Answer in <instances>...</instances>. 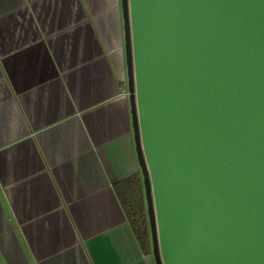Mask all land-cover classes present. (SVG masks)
Returning <instances> with one entry per match:
<instances>
[{
	"label": "crops",
	"instance_id": "crops-1",
	"mask_svg": "<svg viewBox=\"0 0 264 264\" xmlns=\"http://www.w3.org/2000/svg\"><path fill=\"white\" fill-rule=\"evenodd\" d=\"M120 7L0 0V264H155L125 206L142 177Z\"/></svg>",
	"mask_w": 264,
	"mask_h": 264
},
{
	"label": "water",
	"instance_id": "water-1",
	"mask_svg": "<svg viewBox=\"0 0 264 264\" xmlns=\"http://www.w3.org/2000/svg\"><path fill=\"white\" fill-rule=\"evenodd\" d=\"M155 264H264V0H120Z\"/></svg>",
	"mask_w": 264,
	"mask_h": 264
},
{
	"label": "trees",
	"instance_id": "trees-1",
	"mask_svg": "<svg viewBox=\"0 0 264 264\" xmlns=\"http://www.w3.org/2000/svg\"><path fill=\"white\" fill-rule=\"evenodd\" d=\"M139 180H136V185L139 187ZM126 206V205H125ZM127 209V206H126ZM144 207H143V199L142 197H139L137 200V206L133 210L127 209V215L128 218L131 222V224L134 227L135 233L137 238L139 239L142 247L144 248L145 251H149L151 247V241H150V231H149V226H148V220H147V215L145 213ZM132 211V212H130Z\"/></svg>",
	"mask_w": 264,
	"mask_h": 264
},
{
	"label": "rangeland",
	"instance_id": "rangeland-1",
	"mask_svg": "<svg viewBox=\"0 0 264 264\" xmlns=\"http://www.w3.org/2000/svg\"><path fill=\"white\" fill-rule=\"evenodd\" d=\"M141 183H142V179H141ZM141 183H139L140 184L139 187L133 188L130 192H128L125 195V200H126L125 203H126L127 209L134 211V209L137 206V200L139 199V197H142L143 207H144L143 211H145V213H146V203H145V197H144V190H143V185ZM130 212H132V211H130Z\"/></svg>",
	"mask_w": 264,
	"mask_h": 264
}]
</instances>
